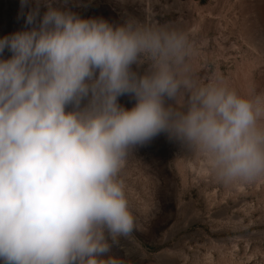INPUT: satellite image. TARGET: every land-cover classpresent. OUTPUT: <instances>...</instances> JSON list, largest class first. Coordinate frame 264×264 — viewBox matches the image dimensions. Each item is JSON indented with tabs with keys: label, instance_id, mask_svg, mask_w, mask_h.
Here are the masks:
<instances>
[{
	"label": "clouds",
	"instance_id": "1",
	"mask_svg": "<svg viewBox=\"0 0 264 264\" xmlns=\"http://www.w3.org/2000/svg\"><path fill=\"white\" fill-rule=\"evenodd\" d=\"M72 2L20 0L0 38V264H122L98 260L135 228L119 173L162 133L225 184L264 177V93L194 79L182 32Z\"/></svg>",
	"mask_w": 264,
	"mask_h": 264
},
{
	"label": "rangeland",
	"instance_id": "2",
	"mask_svg": "<svg viewBox=\"0 0 264 264\" xmlns=\"http://www.w3.org/2000/svg\"><path fill=\"white\" fill-rule=\"evenodd\" d=\"M69 6L85 18L182 32L194 79L219 80L242 95L264 93V0H73ZM19 13L20 0H0V38L25 29ZM120 103L130 108L134 101L125 96ZM119 178L135 228L99 261L264 264V177L225 184L202 157L162 133L129 154Z\"/></svg>",
	"mask_w": 264,
	"mask_h": 264
}]
</instances>
